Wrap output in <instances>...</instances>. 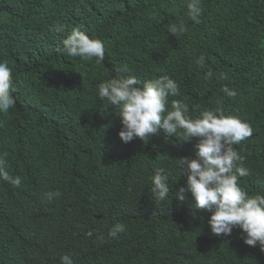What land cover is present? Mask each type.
<instances>
[{"label": "trees", "instance_id": "trees-1", "mask_svg": "<svg viewBox=\"0 0 264 264\" xmlns=\"http://www.w3.org/2000/svg\"><path fill=\"white\" fill-rule=\"evenodd\" d=\"M187 3L0 0V62L17 88L14 107L0 113V155L21 177L19 187L0 180V264H60L65 254L75 264H264V251L244 244L240 229L213 235L211 214L196 210L190 194L175 199L186 180L179 159L195 158L196 140L191 155L162 139L163 130L125 144L118 110L98 97V85L117 75H169L179 84L169 104L181 100L191 115L221 108L251 125L253 134L234 145L249 169L240 184L264 193V0H201L199 24L187 18ZM180 22L187 30L172 35ZM77 27L104 42L102 62L56 52ZM160 167L171 191L158 203L149 178ZM115 223L125 232L112 239Z\"/></svg>", "mask_w": 264, "mask_h": 264}, {"label": "clouds", "instance_id": "clouds-1", "mask_svg": "<svg viewBox=\"0 0 264 264\" xmlns=\"http://www.w3.org/2000/svg\"><path fill=\"white\" fill-rule=\"evenodd\" d=\"M186 9L187 18L199 24L203 14L201 0H188ZM55 30L60 32L63 29L57 25ZM186 30L183 22L169 27L174 36ZM56 52L83 61L96 58L100 63L104 60L105 45L100 38L90 37L77 27L62 40ZM205 59L201 54L195 63L203 66ZM220 77L226 79L227 75L221 73ZM16 91L12 70L7 63L0 62V113H7L14 107ZM221 91L228 97L236 95L227 85ZM177 95L179 84L167 74L144 81L132 75H117L98 85V97L118 110L116 116L122 125L118 136L123 143L136 138L144 142L163 130L162 139L188 150L185 154L188 155V143L195 139V158L179 159L182 177L186 180L185 186L173 193L175 199L183 202L190 194L196 210L211 214L207 223L213 235L229 236L234 228H238L244 244L259 246L264 251V193L250 195L241 187L240 178L249 175V169L244 164L246 158L234 147L250 137L253 128L238 116L226 115L221 108L191 115L187 103L172 100L169 104V97ZM149 179L155 200L158 203L166 201L171 191L169 173L162 167L156 168ZM0 180L16 187L21 184L20 176L9 174L5 155H0ZM60 195L58 190L45 193L49 201ZM123 232L125 225L115 223L106 235L116 239ZM60 264H75V261L70 254H65L60 258Z\"/></svg>", "mask_w": 264, "mask_h": 264}, {"label": "bare ground", "instance_id": "bare-ground-1", "mask_svg": "<svg viewBox=\"0 0 264 264\" xmlns=\"http://www.w3.org/2000/svg\"><path fill=\"white\" fill-rule=\"evenodd\" d=\"M89 162V161H88ZM91 164V163H90Z\"/></svg>", "mask_w": 264, "mask_h": 264}]
</instances>
